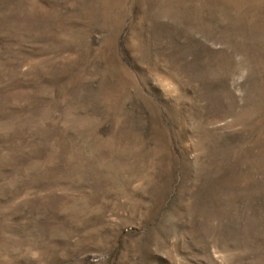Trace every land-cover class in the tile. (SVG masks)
<instances>
[{
    "label": "rangeland",
    "instance_id": "374dc122",
    "mask_svg": "<svg viewBox=\"0 0 264 264\" xmlns=\"http://www.w3.org/2000/svg\"><path fill=\"white\" fill-rule=\"evenodd\" d=\"M0 264H264V0H0Z\"/></svg>",
    "mask_w": 264,
    "mask_h": 264
}]
</instances>
